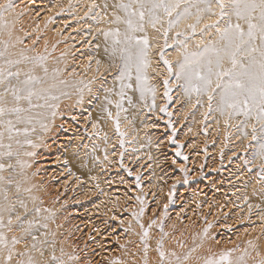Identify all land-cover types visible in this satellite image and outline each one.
Instances as JSON below:
<instances>
[{"label": "rangeland", "instance_id": "1", "mask_svg": "<svg viewBox=\"0 0 264 264\" xmlns=\"http://www.w3.org/2000/svg\"><path fill=\"white\" fill-rule=\"evenodd\" d=\"M54 2L55 0H13L14 8L5 13V19L10 24L14 23V31L10 41L5 33H0V50H3L4 42L9 41L11 46L8 47V54L11 59H19L21 54L30 58L45 57L42 63L48 68V73H53L45 77L43 69L36 66L34 74L44 77L49 84L55 83L56 89L53 92L60 99L54 103L59 105L68 95L66 92V95H61L64 93L58 88L61 81H69L70 85L78 86L77 95L85 97L83 102L87 106L83 115L89 122L78 126V116L67 119L55 110L56 114L52 116V109H35L33 115L40 110L45 117H40L32 124L18 125L22 129L30 126V133L36 130L38 133L42 132L43 136L37 133L32 143L39 144L33 147L37 154L32 151L34 155L29 157L33 158V175L35 173L40 180L37 187L40 185L43 190H39L44 193L42 195L39 191L40 196L36 197L38 204L37 200L33 201L40 208L34 203L33 208L22 207L25 192L20 188L22 192L17 195L15 188L18 183L16 180L20 178L18 174L23 170H20L21 164H16L21 163L20 153L15 152L19 155H14L11 159H0L5 165H13L12 169L6 168L3 174L0 173L13 181L11 185H0V204L4 203L3 190H6L13 220V230L4 231L9 237H23L22 228H26L31 221L32 235L39 241H48L43 245L46 250L43 258L39 257L38 252L33 255L38 259H47L55 248L56 255L61 256L62 248L66 262L69 255L78 257L71 264H145V259L147 264H157V241L161 238L164 249L169 252L185 254L195 248L188 264H203L205 257L211 255L218 259L224 252H230L233 264H261L264 261V155H261L264 136L260 133L259 122L253 118L245 124L243 116L221 115L216 110L215 101L212 103L213 110L210 111L206 95L186 93L185 81L177 80L175 75L168 73L160 55L162 51L164 58L168 59L167 54L177 49L174 42L177 30L169 33V46L165 48L162 30L158 32L150 26L147 28V35L149 31H154L161 41V48L157 49L155 59L157 70H154V75L152 72L150 76L147 75L148 83L143 86V96L133 72V87L124 89L121 97L120 81L116 76L122 62L119 56L110 57L112 37L106 40L103 35L106 30L100 32L98 29L105 21L100 14L123 16V12L115 7L121 0H90L83 6V0ZM3 3L5 0H0V4ZM48 4L54 8L45 19H41L43 7ZM110 22V28L119 27L123 32L122 24ZM166 26L165 24L164 27ZM157 27L160 28V25ZM178 30H183V25ZM198 36L199 33L196 37ZM190 41L193 40L189 39V43ZM105 47H108V53L105 52ZM81 54L88 56L83 58ZM97 61H100L99 65ZM169 61L175 67L174 71L178 70L176 61ZM37 63L40 62L25 61L12 70L15 71L18 67L25 72ZM0 66L5 69L8 67L3 59H0ZM149 69L150 67L147 68ZM57 72L61 73V77L56 82V77L52 74ZM150 77L155 78V84L159 85L160 106L155 104ZM165 80L169 81L170 90L167 95ZM116 88L118 94L115 107L118 109L117 104L121 105L119 110L123 111L122 119L117 113L114 116L107 114ZM92 115L103 123L95 120V127H90L91 118H94ZM66 119L72 125H69L70 129L77 127L83 137L81 148L87 155L84 164H87V169L91 168L85 177L70 175V167L66 162L65 170H62L61 161L54 162L52 159L56 155L52 153L59 152V155L66 156L55 144L62 134L71 131L64 132L63 122ZM106 120L110 121L108 127ZM41 123L47 125L46 130L41 127ZM253 125L256 127V139H253ZM33 127L38 128L31 131ZM23 136L25 137L24 134L20 135ZM38 136H45L44 142H40L43 140L40 138L37 140ZM42 144L45 147L42 148ZM62 149L70 150L69 147ZM96 152L100 153V158H94ZM95 170L102 176L95 178ZM22 178L18 180L19 183ZM254 186L261 190L255 196L263 194L259 197L261 201H256L255 205L246 197L254 191ZM112 191L113 194H110ZM37 208L40 209L39 212L35 211ZM17 216L21 217V222H17ZM8 217L9 212H5V223ZM50 222L55 231L58 230L56 245H53L51 234L44 231V225ZM161 224L163 233L160 230ZM145 231L148 232L146 258L145 241L142 240ZM32 243V237L27 236L17 248H30ZM100 246L104 249L101 250Z\"/></svg>", "mask_w": 264, "mask_h": 264}, {"label": "snow or ice", "instance_id": "2", "mask_svg": "<svg viewBox=\"0 0 264 264\" xmlns=\"http://www.w3.org/2000/svg\"><path fill=\"white\" fill-rule=\"evenodd\" d=\"M115 7L123 12V16L116 15L114 23L122 24L124 30L121 32L117 27L104 32L103 35L106 40L112 37L110 57L119 56L122 62L116 76L120 81L121 97L124 95V89L133 87L131 83L133 70H135L137 86L143 96V86L147 82V68L150 66L148 49L151 45L147 28L150 26L158 32L162 30L165 48L169 46V33L177 30L174 42L179 52L176 61L178 70L174 71L172 62L164 58L162 51L160 55L168 73L175 75L177 80L185 81L186 93L206 95L210 111L213 110L212 103L215 101L216 110L221 115L243 116L245 124L254 118L259 122L260 133L264 136V0H121ZM13 8V0H5V3L0 4V33H6L9 41L15 25L5 19V13ZM158 25L160 28L157 27ZM182 25L183 30H178ZM198 33L200 39L196 40ZM189 39L194 41L191 47H189ZM8 46V41H5L3 50H0V59H3L4 64L8 66L7 69L0 66V149H6L0 151V159L4 157L11 159L14 155H19L12 151L11 143L7 145L3 143L5 136L12 141L21 134L18 125L32 124L44 115L43 112L33 115L35 109H52L51 115L55 116L54 110L58 108V104L54 102L60 99V96L53 92L55 83L49 84L44 77L34 74L35 67L38 66L43 69L47 77L48 68L42 63L46 58L43 56L30 58L21 54L19 59H11ZM105 52H109L108 47H105ZM29 60L40 63L34 64L32 69L25 72L18 67L17 70H12L13 67ZM99 63L100 61H97L98 65ZM22 75L23 79H21ZM61 83L66 82L61 81ZM164 84L167 95L170 90L169 81L165 80ZM38 85L40 87H37ZM117 107L120 108L121 105L117 104ZM41 127L47 129V125L43 123ZM252 130L253 139H256L255 125L252 126ZM22 131L27 136L29 128L25 127ZM31 131H35V128ZM117 131H119L118 119ZM26 143L32 144L31 140H27ZM26 155H34V153H26ZM261 155H264V142L261 143ZM12 167L11 164L5 165L0 162V173ZM12 183L11 178L0 175V185ZM16 191H20L19 183L16 184ZM3 201L4 203L0 204V264H71L78 259L69 255L66 262L62 248L61 256L56 255L55 248L47 259H38L34 256V252H38L41 258L45 256L43 245L48 241H39L32 235L31 221L26 228H22L23 237L17 235L9 237L4 229L12 231L13 220L6 190H3ZM21 206L26 208L23 202ZM35 211L39 212L40 209L37 208ZM5 212H9L6 223ZM16 220L21 222V217L17 216ZM160 230L163 233L162 224ZM27 236L32 237L31 247L18 249L17 245ZM147 236L148 232L145 231L142 237L145 241V258L148 251ZM195 250L192 248L185 254L166 251L161 238L157 241L156 251L159 257L157 264H188L191 253ZM203 264H233V261L230 252H224L218 259L211 255L205 257ZM261 264H264V261H261Z\"/></svg>", "mask_w": 264, "mask_h": 264}, {"label": "bare ground", "instance_id": "3", "mask_svg": "<svg viewBox=\"0 0 264 264\" xmlns=\"http://www.w3.org/2000/svg\"><path fill=\"white\" fill-rule=\"evenodd\" d=\"M58 0H55V2H57ZM60 1H64V2H66V0H60ZM90 0H83V2H82V6L83 5H86L88 2H89ZM54 2V3H55ZM33 3V2H32ZM46 4V3H45ZM56 4V3H55ZM55 7H56V5H55ZM52 8H54V6H50L49 4L48 5H46L45 7H43V13H42V18L41 19H45L46 17H47V15H49V13L50 12H52L51 10H52ZM42 10V9H41ZM40 12V11H39ZM41 13V12H40ZM101 15V17H102V19L103 20H105V21H103V23L101 24V26L98 28L99 29V31L100 32H104V30H106V31H110V30H114V28H112V26H111V28H110V21H114V19H115V15L113 16V15H111L110 13L109 14H107V15H104V14H100ZM109 18V19H108ZM110 28V29H109ZM6 34V33H5ZM7 35V34H6ZM148 38H149V43H150V49L148 50V60L150 61V69L149 70H147V75H149L150 76V72H152L153 73V75H154V70H157V62H156V52H157V49L158 48H161L160 46V43H161V41H160V37L158 36V34L156 33V32H154V31H149L148 32ZM198 39H200V37L198 36V37H196V40H198ZM9 42V41H8ZM194 43V41H190V43H189V47H191L192 46V44ZM9 46H11V44L9 45ZM8 46V47H9ZM64 48H66V46L64 47ZM159 51V50H158ZM167 54V53H166ZM81 57H83V58H85V57H87L88 55L87 54H85V55H83V54H81L80 55ZM166 57H168V59L169 60H175V61H177L178 60V58H179V52H178V50L177 49H175V50H173V51H171L170 53H168L167 54V56ZM115 68V67H114ZM175 68V67H174ZM111 70V69H110ZM151 70H153V71H151ZM50 71V70H49ZM55 71H56V69H55ZM54 71V73H56ZM133 72L135 73V70H133ZM156 72V71H155ZM51 73H53V72H49L47 75H51ZM156 74V73H155ZM55 75V79H56V82L57 81H59L60 79V77H61V73H59V72H57V74H52V76H54ZM153 75H151L152 77H154ZM148 76V77H149ZM48 77V76H47ZM152 77H150L151 78V82H153L152 83V85H153V97H154V100H155V104H159V102H158V100L159 99H161L160 97V93H159V91H160V89H159V85L158 84H155V83H157L156 81H154L155 80V78H152ZM51 79H53V77H51ZM59 79V80H58ZM150 80V79H149ZM53 81H54V79H53ZM66 83H64L63 85H62V83H61V85L58 87V88H61L60 90H63L64 91V93L66 92L68 95H67V97L65 96V100H63V101H61V105H59V107H58V110H56L55 109V111L57 112L58 111V114L60 113V116H61V114L62 115H65V117L67 118V119H69L70 117H76V116H78L80 119V122L78 123V124H80V125H78V126H81V125H84L86 122H89L88 120V118L85 116L84 117V115L83 114H85L86 113V109H87V106L86 105H84V100L83 99H85V97L84 96H80V97H78L79 95H77L78 94V92H77V90H78V86H76V85H70V83H69V81H65ZM54 83V82H53ZM146 83H148V82H146ZM58 84V83H57ZM58 86V85H57ZM56 89V88H55ZM55 91V90H54ZM57 91H59V89H57ZM118 92V88H116L115 90H114V95H113V97L110 99L111 100V102H110V104L112 105L109 109V113H111V115H109V113H107L109 116H114V113H117L118 115H119V118L120 119H122V117H123V111L120 109L119 110V108L118 109H116V107H115V103L117 102L116 100H115V98H116V95L118 94L117 93ZM141 92V91H140ZM180 92V91H179ZM59 93V92H58ZM76 95H77V97L79 98H77L76 97ZM80 98H82V101H81V99ZM92 102V101H91ZM156 106V105H155ZM158 106H160V105H158ZM157 106V107H158ZM115 108V109H114ZM38 110V109H37ZM97 110H99V109H97ZM97 110H94V111H97ZM121 111V112H120ZM39 112H40V110H39ZM47 112V111H46ZM74 112H75V116H73V114H74ZM99 112V111H98ZM101 112V111H100ZM99 112V113H100ZM37 113V112H36ZM93 115L95 114V113H92ZM98 114V113H97ZM103 114V113H102ZM45 115V114H44ZM92 115V117H94ZM104 115V114H103ZM56 116H58V115H56ZM95 116L97 117L98 115H96L95 114ZM101 116V115H100ZM43 117V116H42ZM45 117V116H44ZM43 117V118H44ZM99 117V116H98ZM97 117V118H98ZM82 118V119H81ZM100 118V117H99ZM38 119H40V118H38ZM46 119H47V117H46ZM66 119V120H67ZM91 120L92 121H90V123H91V126L90 127H95V125H96V122H95V120H97V119H95V117L94 118H91ZM44 121V120H43ZM52 121V120H51ZM56 121V120H55ZM54 121V122H55ZM59 121V120H58ZM98 121V120H97ZM105 121V120H104ZM38 122V121H37ZM98 122H101V123H103L102 121H98ZM106 127H108V123L110 122L109 120H106ZM56 123H57V121H56ZM60 123V122H59ZM64 123V127H65V129H64V132H66L67 130H71V131H68V133H64V134H62L60 137L61 138H59V139H57V141L55 142V144L56 145H58V148L60 147L61 148V150H62V152H63V154L64 155H66L65 157H63V155H59V152H57L58 150H56V152L57 153H52V154H56L55 156H53L54 158H52L53 160H54V162H56V161H58V160H60L61 161V166H62V170H65V163L64 162H66L67 163V165L70 167V175L71 174H76L77 176L78 175H82V177L84 176L85 177V175L87 174V171H88V169H91L90 167L87 169V164H84V160H85V158H86V154H85V150L83 149L82 150V148H81V145L83 144V137H82V134L79 132V130H77L76 128H71L70 129V126H72L71 124H70V121L69 120H67V121H65V122H63ZM77 123V122H76ZM100 123V124H101ZM35 125V124H34ZM34 125H31V126H34ZM37 125H39V124H37ZM70 125V126H69ZM24 126V125H23ZM97 126H98V124H97ZM97 126H96V128H97ZM103 126L105 127V125L103 124ZM20 127V126H19ZM27 128H30V126H26ZM34 127H36V126H34ZM33 127V128H34ZM101 128H102V126H100ZM38 128V127H37ZM36 128V129H37ZM21 129V134H23L22 132V128H20ZM35 129V130H36ZM48 129H49V127H48ZM55 129V128H54ZM81 129V128H80ZM42 130V129H41ZM45 130V129H44ZM43 130V131H44ZM107 130V129H106ZM48 131V130H47ZM46 131V132H47ZM91 131H92V129H91ZM38 132H37V130L35 131V132H32V133H28V135L27 136H23V137H20V135H18V136H16L12 141H9V140H5V138H7V136H5V138H4V140H3V143L5 144V145H7L8 143H11L12 144V151L15 153V152H18V153H20V162L21 163H16V164H21V169L20 170H22V168H23V170H22V172H20L18 175L20 176V178H22L23 180L19 183V177L17 178V180H16V182H18L19 184H20V188L25 192L24 193V195H23V199H22V201H23V204L24 205H26V208L27 209H29L30 208V206H32V208H33V203H34V205H36L35 204V202H33L34 200L36 201L37 199H36V197L37 196H40V190H43L42 188H40V185H39V187H37V185H38V180L39 179H37L36 178V176H35V173H34V175H33V171H32V166H33V158L31 159L30 157H33V155L32 156H30L29 157V155H26V153H33V152H35V154H37L36 153V151H34V148H33V146L32 145H34V144H28V143H26V141L27 140H31V142L33 143V140H35V135L37 134ZM48 134H49V131L47 132ZM50 133H52V132H50ZM55 133H56V131H55ZM38 134H40L41 136H43L42 135V132H40V133H38ZM43 134L45 135L46 133L45 132H43ZM67 134V135H66ZM60 135V134H59ZM58 135V136H59ZM49 136V135H48ZM43 139V138H45V136L44 137H39L38 136V138H37V140L38 139ZM49 139V138H48ZM56 139V138H55ZM36 140V141H37ZM17 141H19V143H17ZM40 141V140H39ZM39 141H38V143H39ZM40 142H44V139L42 140V141H40ZM54 144V145H55ZM86 144V143H85ZM90 144V143H89ZM36 145H39V144H37V143H35V146ZM44 145H46V143L44 144ZM43 144L41 145L42 146V148H43V146H44ZM47 146V145H46ZM50 146H51V144H50ZM45 147V146H44ZM70 148V150L68 151V149H66V148ZM86 146H84V148H85ZM37 148V147H36ZM47 148V147H46ZM59 148V149H60ZM62 148H65L66 150H63ZM92 148V147H91ZM33 149V150H32ZM39 149H41V148H39ZM51 149H53V148H51ZM86 149V148H85ZM6 149H2V151H5ZM37 150V149H36ZM42 150V149H41ZM40 150V151H41ZM50 150V149H49ZM53 150H55V149H53ZM60 150V151H61ZM33 151V152H32ZM43 151V150H42ZM47 151V150H46ZM45 151V153L47 154V152ZM52 151V150H51ZM39 152V151H38ZM53 152H55V151H53ZM42 153V152H41ZM43 153H44V151H43ZM42 153V154H43ZM39 154V153H38ZM61 154V153H60ZM41 156H43V155H41ZM39 157V156H38ZM101 157V155H100V153L98 152H96V154H95V156H94V158H100ZM4 159V158H3ZM6 160V159H5ZM5 160H4V162H5ZM32 160V161H31ZM1 161V160H0ZM8 161V159L6 160V162ZM19 160H17V162H18ZM3 162V161H2ZM89 163H92V162H89ZM54 164H56V163H54ZM41 165V164H40ZM52 165V164H51ZM89 165V164H88ZM37 166V165H36ZM50 166V165H49ZM55 166H57V165H55ZM54 166V167H55ZM59 166V165H58ZM89 166H91V164L89 165ZM17 167V166H16ZM60 167V166H59ZM115 167V166H114ZM35 168V167H34ZM61 168V167H60ZM17 169V171H18V168H16ZM15 169V170H16ZM36 169V168H35ZM7 170V169H6ZM34 170V169H33ZM50 170V169H49ZM61 170V169H60ZM35 171V170H34ZM53 171V170H52ZM24 172H25V174H24ZM67 172V171H66ZM101 172V171H100ZM110 172V171H109ZM4 172H2V174H3ZM60 174V173H59ZM62 174L64 175V173H63V171H62ZM62 175V176H63ZM68 175H69V173H68ZM68 175H66V176H68ZM93 175H95L96 177L95 178H98V177H101L102 175L100 174V173H98L96 170L94 171V174ZM101 175V176H100ZM6 176V175H5ZM22 176V177H21ZM41 176V175H40ZM60 176V175H59ZM75 176V175H74ZM89 176V175H88ZM17 177V176H16ZM16 177H15V179H16ZM40 178V177H39ZM90 178V177H89ZM14 179V180H15ZM71 179V178H70ZM75 179V178H74ZM78 179V178H77ZM82 179H84V178H82ZM92 180H93V178H92ZM75 181H76V179H75ZM39 182H40V180H39ZM63 182V181H62ZM72 182V181H71ZM84 182V181H83ZM87 182V181H86ZM106 182V181H105ZM108 182V181H107ZM126 182V181H125ZM75 183V182H74ZM104 183V182H103ZM15 184V183H14ZM109 184V183H108ZM255 187V189H254V191H251L250 193H248L247 195H246V197H247V199H249L250 201H251V203L252 204H254L256 201H258V200H260L261 201V198L259 199V197H261V196H258L257 197V195L255 196V194L257 193V192H260L261 190H259L258 188H257V186H254ZM13 188V187H12ZM15 188H16V186H15ZM39 188H40V190H39ZM10 189V188H9ZM30 190V191H29ZM113 190L115 191V188H113ZM40 191V192H39ZM13 192V191H12ZM16 192V191H15ZM20 192V191H19ZM22 192V191H21ZM20 192V193H21ZM9 193V192H8ZM42 193H44L43 191L41 192V194ZM110 194H113V191L110 193ZM17 195H18V192H17ZM43 195V194H42ZM200 195V194H199ZM260 195V194H259ZM45 197V196H44ZM244 197H245V195H244ZM39 198V197H38ZM41 198V197H40ZM43 199V198H42ZM246 199V198H245ZM244 199V200H245ZM41 200V199H40ZM216 200V199H215ZM21 201V200H20ZM47 201V200H46ZM45 201V202H46ZM259 202V201H258ZM37 204L39 203V200H37V202H36ZM47 203V202H46ZM45 203V204H46ZM40 204H41V202H40ZM48 205V204H47ZM255 205V204H254ZM36 206H38V205H36ZM43 206L45 207L46 205H44L43 204ZM29 207V208H28ZM39 207V206H38ZM40 208V207H39ZM44 209V208H43ZM46 209V208H45ZM23 210V209H22ZM30 211V210H29ZM43 210H41V212H42ZM24 214H26V213H24ZM229 214V213H228ZM259 215V214H258ZM261 215V214H260ZM259 215V216H260ZM79 216V215H78ZM258 216V217H259ZM233 218V217H232ZM260 218V217H259ZM33 220V219H32ZM80 221H82V220H80ZM116 222V221H115ZM54 225L52 224V222H50V224H47V227H45V230L44 231H47L48 233H50L51 234V236H52V241L54 242H52L53 243V245L55 244L56 245V243H57V241H58V239H59V237H57V235H58V233L56 232V231H58L57 229H56V231H55V229H54V227H53ZM55 228H56V226H55ZM44 229V228H43ZM44 232H42V234H43ZM97 233V232H96ZM186 233V232H185ZM191 233V232H190ZM50 234H49V236H50ZM192 234H193V232H192ZM38 235V234H37ZM207 235V234H206ZM193 236V235H192ZM201 236V235H200ZM197 237H198V235H197ZM193 238V237H192ZM51 239V238H50ZM188 239V238H187ZM191 240H193V239H191ZM51 242V241H50ZM56 242V243H55ZM102 242V241H101ZM107 242V241H106ZM186 242V241H185ZM103 243V242H102ZM110 243V242H109ZM59 244H61V243H59ZM64 243L62 242V245H63ZM101 244V243H100ZM186 244V243H185ZM58 245V244H57ZM107 245V244H106ZM104 246V245H103ZM173 246V245H172ZM101 247V246H100ZM181 247V246H180ZM186 247V246H185ZM101 250L102 249H104V248H100ZM139 249V248H138ZM117 250V249H116ZM46 251V250H45ZM104 251V250H103ZM179 252V251H178ZM47 255V254H46ZM202 256V255H201ZM37 257V256H36ZM114 259V258H113ZM112 259V260H113ZM195 259V258H194ZM111 260V261H112ZM119 260V259H118ZM198 260V259H197ZM192 261V260H191ZM190 261V262H191ZM199 263V262H198Z\"/></svg>", "mask_w": 264, "mask_h": 264}]
</instances>
